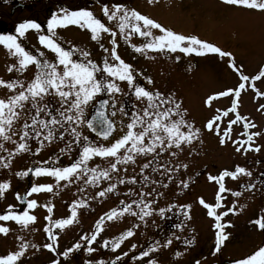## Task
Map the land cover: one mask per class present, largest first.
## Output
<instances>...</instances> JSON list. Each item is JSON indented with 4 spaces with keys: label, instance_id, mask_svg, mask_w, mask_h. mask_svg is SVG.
<instances>
[{
    "label": "rangeland",
    "instance_id": "1",
    "mask_svg": "<svg viewBox=\"0 0 264 264\" xmlns=\"http://www.w3.org/2000/svg\"><path fill=\"white\" fill-rule=\"evenodd\" d=\"M12 1V0H11ZM26 3V8L22 12H17L8 21L11 28L7 29V33L15 34L16 26L26 20H35L46 28L48 14L56 11L62 6L70 9L89 8L94 13L106 21L103 17L102 7L104 4L111 6L113 3H125L130 7L136 8L142 14L157 20L162 25L169 27L183 34H194L201 39L214 43L222 50L229 51L233 54L238 66H242L244 74L253 76L259 73L264 67V11L247 9L240 6H232L224 3V0H21ZM8 2V3H7ZM10 0H1L0 18L8 17ZM139 7V8H138ZM142 7V8H141ZM141 8V9H140ZM11 16V15H10ZM9 16V17H10ZM51 14L49 15L50 18ZM110 26L115 25V21L107 22ZM158 33V30H154ZM58 34L64 39L65 46L67 42L86 48L92 53V59L101 62L103 55L99 45L91 41L90 33L87 30H81L76 26H69L67 29L58 30ZM26 48L35 50L41 47L38 44V34L35 30H29L26 37L22 38V42ZM109 36L105 34L102 41L106 47L109 46ZM144 42V38L133 36L130 43H125L122 38L118 37V52L122 58L133 64L137 73V82L144 84L150 89H158L165 94H172L182 103L183 109L187 110L186 118L193 122L196 127L201 128L199 139L194 140L191 145L184 144L182 150L172 149L162 153L159 162L167 164L170 168L175 169L176 165L187 164L188 168L181 167L178 171H172L165 176H161L160 172H151V168L145 170V174H149L153 180H159L158 184H149L145 191L157 188L162 196L153 193L157 203L156 207H167L173 203L177 205L190 204V219L180 213L176 208L168 212L165 217L153 214L152 217L146 218L147 224L139 221L138 217L130 214H124L119 218L111 221L105 220L104 231L97 238L92 246L102 245L103 239H111L118 236L122 231L127 230L133 224H139L140 227L134 229L135 235L128 238L121 244L119 249L113 251L108 248L109 256L114 260L116 255L128 252L127 257H122L117 264H140V261L134 257H139V252L146 250L153 241L159 240L162 247L151 253L149 257L143 258L145 264L148 259H155L157 264H196L194 255L186 252H179L176 245H209L208 252L213 247L216 240V231L214 228V219L206 216L207 210L199 203V199L203 198L206 202H214L215 194L218 191V185L214 181L208 180V175H217L224 169L234 170L236 165L246 167L253 173L252 177L239 176L235 180L225 178V186L232 191H239V197L232 196L231 192L222 195L226 197L224 207L218 209L226 211L233 204L236 205L235 214L229 213L223 218L222 222H230V226L226 227L225 232L228 235L223 245H264V230L258 228L253 223L254 220L264 215V108L260 105L264 104V95H257V89L264 92V83L261 81L254 82L256 88L251 87V83L246 84L245 89L241 90V96L238 98L237 112L247 118L255 128L248 129L249 132H260L261 135L254 138L255 145L260 146V151L249 150L247 153L241 149L236 151V146L231 140L225 144L220 143V137L215 131H209L205 125L213 116H220L218 123L221 129L227 127L230 120H234L236 113L229 112L228 116L223 113L231 108V102L235 98L232 94L227 97H217L211 105L206 103L207 97L220 91H226L229 88L238 87L240 80L239 74L235 72L228 63L229 57H220L219 54L209 53L206 55H185L183 53H154L149 52L147 56L136 53L131 43L137 45ZM43 50V49H42ZM7 54V55H6ZM51 58L54 54L47 52ZM176 55L180 59H175ZM10 56V57H9ZM155 57L154 59L152 57ZM9 57V58H8ZM8 62H14L6 48L0 45V73L1 78L5 80L10 76L16 77V73H8ZM11 63V64H12ZM35 72L34 66H30L24 73V78H31ZM145 77H151L152 85H147ZM264 80V78H262ZM126 92L128 86L126 82H119ZM3 88V87H0ZM101 96H106L101 94ZM107 97V96H106ZM129 114L134 110V105L140 106L139 102L131 92L127 96L118 94ZM117 121L123 119L118 113L115 117ZM127 121V117L124 118ZM25 121L24 116L15 122V128L19 132ZM30 123V121H29ZM244 121H239L233 125L232 139H246L241 133ZM85 135H89L90 139L101 142L102 140L89 133L86 127L81 129ZM122 133L118 130L113 138H118ZM66 134V139H67ZM103 141L104 143L112 142ZM18 142V136L13 137ZM4 143L5 148L0 149V183L9 182L10 188L6 189L3 196L0 197V214L4 213L9 205H13L15 210L21 209L16 196L17 193H24L29 190L33 183H51L56 184L55 178L42 175L40 177L29 173L28 176H17L16 173L25 171L29 167L40 166L45 160L49 161L50 166L55 157L60 156L57 166H67L75 158L79 151L78 146H73L70 154L60 155V149L64 147L65 141H54L52 143L45 142L40 152H36L39 142L30 140L29 152H15V146L12 141H0ZM171 151H176V156L171 155ZM9 152L12 153L9 167H3V164L9 160ZM152 155L148 157H137L135 164H128L130 173L120 169L119 173H113L112 179L103 180L98 186L85 188L83 192L78 191L83 187V181L76 184L66 185V182H60V187H54L52 192L42 190L33 193L28 199L37 200V206L30 209L29 212L37 217L36 222L27 228H22L20 224L14 221L0 222L10 228L7 235L0 234V255H5L9 251L18 250L19 244L22 242L17 237L22 236L24 241L30 244H36L38 247L26 251L22 257L20 264H42L41 261L48 263L45 252L42 251L45 243L51 242L48 234L44 231L45 227L50 225V221L46 217L51 216L53 220L68 218L71 215V205L74 200H85L86 206L77 208L76 220L65 226L63 229H55L57 236L62 234V240L57 239V245H64L65 249L71 247L80 240V237L94 230L95 221L99 219L105 212L113 207L120 208L121 200L130 202L132 199H139L138 193L144 185L139 182L140 167L147 160H151ZM155 161L153 166H155ZM100 164L102 167L107 166V161L99 157L90 161V166ZM125 165H120L123 167ZM127 168V169H128ZM160 171H163L161 169ZM136 175L138 183L117 184V189L112 193H108L104 197L96 196L100 190L107 188L109 183H116L118 177H131ZM167 176H172V180H168ZM181 180L188 181V187L184 188L180 183ZM254 183L253 189L241 187L242 184ZM167 184L164 188L161 185ZM134 190L132 196H126L129 188ZM23 195V194H22ZM95 196V199L89 197ZM149 197V199L153 198ZM53 206V212L48 213L45 205ZM27 208V207H26ZM24 208V209H26ZM135 208V205H133ZM217 210V211H218ZM200 216H203L201 218ZM42 218V219H41ZM155 221V224H153ZM202 221V222H201ZM183 222V229L176 228V224ZM44 232V233H43ZM37 233V235H36ZM175 233L176 239L173 237ZM172 238L173 243L167 247H163L167 238ZM58 238V237H57ZM187 240H192L191 244H187ZM137 244V248H131V245ZM79 251L84 252L87 244ZM42 252V253H41ZM86 259L95 261L98 257L94 254L88 255ZM83 255V254H82ZM95 256V257H94ZM237 255L235 256V258ZM81 258V257H80ZM200 264H212V259L199 261ZM88 263V262H87Z\"/></svg>",
    "mask_w": 264,
    "mask_h": 264
},
{
    "label": "snow or ice",
    "instance_id": "2",
    "mask_svg": "<svg viewBox=\"0 0 264 264\" xmlns=\"http://www.w3.org/2000/svg\"><path fill=\"white\" fill-rule=\"evenodd\" d=\"M224 3L232 6H240L252 10L264 11V0H224ZM103 17L106 21L98 17L93 10L83 7L70 9L66 6L58 8L52 12L50 18L46 21V28L35 20H26L19 23L15 28V34L0 33V45L7 49L14 62L7 66V72H15V78L5 80L0 78V87H4L11 92V95L0 98V141H12L15 146V152H29L30 140L39 142L36 152H40L45 142L65 141L64 147L61 148L60 155L70 154L73 146L79 148L77 158L67 166H57L60 156L50 166L49 161L45 160L40 166L35 168L29 167L25 171L17 172V176H28L32 173L36 177L47 175L55 178L56 184L42 183L31 186L26 195L21 196L17 193V200L27 204V208L22 212L15 211L13 205H9L4 214H0V222L14 221L21 225L22 228L29 227L36 222L37 217L30 214L29 210L37 206V200L28 199L33 193L46 190L52 192L54 187H60V182H66V185L76 184L83 181V187L78 191L83 192L89 185L98 186L103 180H111L113 173L120 172V165L135 164L137 157H148L152 155L151 160L143 163L140 167V181L144 187L136 193L139 199H132L130 202L120 201L123 207H113L105 212L95 221L94 230L80 237V240L68 247L60 256L68 258L74 250H80L87 244L86 251L91 254L96 251L92 246L97 242V238L104 231V223L114 218L130 214L138 217L139 221L147 224L146 218L158 214L165 217L166 214L176 208L186 219H190V204H173L167 207H156L157 196H162L157 188L153 187L145 191L149 184H158L159 180H153L145 170L151 168V172H160L165 176L172 171H178L181 167L188 168L187 164L176 165V168H170L165 163H160L159 158L162 153L170 150H182L184 144L191 145L194 140L199 139L201 128L196 127L193 122L186 118L187 110L183 109L182 103L174 95L165 94L158 89H150L144 84L137 82V73L133 64L126 62L118 52V37L122 38L125 43H130L133 36L144 38V42L137 45L131 43L132 49L136 53L147 56L149 52L154 53H183L185 55H206L209 53L219 54L220 57H229V66L239 74L240 83L238 87L229 88L226 91H220L207 97L206 103L211 105L217 97H227L232 94L235 98L231 102V108L224 112L228 116L229 112L236 113L235 119L230 120L227 127L221 129L218 121L220 116H213L205 125L209 131H215L220 137V143L225 144L228 140L236 146V151L241 149L247 153L249 150L259 152L260 146L255 145L254 138L261 135L260 132H249L248 129L256 126L237 112L238 98L241 96V90L245 89L246 84L251 83L252 88H256L254 82L261 81L264 83V67L259 70L257 75L249 76L244 74L242 66H238L233 54L229 51L222 50L212 42L201 39L194 34H183L159 23L157 20L142 14L134 7L125 3H113L111 6L104 4L102 7ZM115 21L114 26L107 22ZM69 26H76L81 30H87L90 33L91 41L96 42L103 55L101 62L92 59V53L84 47L77 46L67 42L65 46L64 39L58 34V30L67 29ZM29 30H35L38 34V44L41 47L30 50L25 47L22 38L26 37ZM154 30H158L157 34ZM105 34L109 36V46L106 47L102 42ZM43 49V50H42ZM47 52L54 54L51 58ZM155 58L154 56L152 57ZM175 59L179 60L180 56L176 55ZM30 66H34L35 72L31 78H24V73ZM147 85L154 82L151 77H145ZM119 82H126L128 92L124 90ZM129 92L139 102L140 106L134 105V110L129 114L118 94L127 96ZM101 94L106 95L107 99H99ZM257 95H264L257 89ZM264 108V104L260 105ZM95 108L94 114L90 109ZM127 117V121L114 119L117 114ZM25 121L22 129L18 132L15 128V122L21 116ZM90 117V118H89ZM30 121V123H29ZM239 121H244L241 133L246 139H232L233 125ZM83 127L90 129L97 137L102 138L101 142L90 139L81 130ZM120 131L122 134L118 138H113L114 133ZM67 134V139H66ZM18 136V142L13 140ZM112 142L104 143L103 141ZM0 149L5 148L4 143H0ZM176 151H171L172 156H176ZM12 153L9 152V160L3 164L7 168L10 164ZM99 157L107 161V166L102 167L100 164L90 166V161ZM0 160H4L0 157ZM155 166H153V162ZM163 169V171H160ZM127 172V168L124 169ZM252 177L253 173L246 167L236 165L234 170L224 169L217 175H208V180L216 182L218 191L215 194L214 202H206L203 198L199 203L207 210V215L214 218V228L216 231V251L219 252L221 245L227 240L228 235L225 232L230 222H222L223 218L229 213L235 214L236 205L228 207L226 211L218 212V209L224 207L226 197L222 194L231 192L232 196L239 197L241 192L232 191L225 186V178L235 180L239 176ZM172 180V176H167ZM138 183L136 175L131 177H118L116 183H109L107 188L100 190L96 196L104 197L117 189V184ZM180 183L184 188L188 187V181L181 180ZM167 188V184L161 185ZM241 187L253 189L254 183L242 184ZM10 188L9 182L0 183V197L3 196L6 189ZM134 190L130 187L126 196H132ZM149 197H153L149 199ZM95 199V196L89 197ZM86 201L74 200L71 205V215L68 218L55 219L51 216L46 217L50 225L45 227L44 231L48 234L51 241L43 245L44 248L52 252H57V234L55 229H63L65 226L72 224L78 215L77 208L86 206ZM135 205V208H133ZM48 213L53 212V206L46 204ZM259 229L264 230V215L253 221ZM155 224V221H153ZM139 224H133L127 230L122 231L118 236L111 239H103L102 247L109 248L113 251L119 249L121 244L128 238L135 235L134 229L139 228ZM183 222L176 224V228L183 229ZM10 228L0 223V234L7 235ZM176 237L175 233L172 234ZM22 242L18 250L9 251L5 255H0V264H20L22 257L25 256L29 247L36 248L38 245L30 244L24 241L22 236L17 237ZM192 240H187L191 244ZM173 243V239L167 238L163 247ZM162 247L159 240L153 241L146 250L139 252V257H134L140 264H145L143 258L149 257ZM131 248L136 249L137 244L133 243ZM180 252H176L179 257ZM128 252L116 255L111 262L99 259L97 261L89 260L88 264H117L122 257H127ZM51 264H61L59 259H53ZM146 264H157L155 259H148ZM196 264H200L196 261ZM234 264H264V246L259 247L254 253L235 260Z\"/></svg>",
    "mask_w": 264,
    "mask_h": 264
},
{
    "label": "flooded vegetation",
    "instance_id": "3",
    "mask_svg": "<svg viewBox=\"0 0 264 264\" xmlns=\"http://www.w3.org/2000/svg\"><path fill=\"white\" fill-rule=\"evenodd\" d=\"M10 2H11L10 3L11 7L8 10L9 14H8L7 19L4 16H2L0 18V33H3V34H8L7 29L11 28V23L8 20L12 16L16 15L17 12H22L26 8L25 7L26 3L21 1V0H12V1L10 0ZM23 43H24V41H23ZM11 63L12 62H8V66ZM0 78H1V73H0ZM10 78H14V77L10 76L9 79ZM8 95H11V92L8 89H6L4 87L0 88V98H5ZM101 98L107 99L108 97L100 96V97H98V100ZM124 118L125 117H123V119ZM128 167H129V165H125L123 167H120V169H123V171H124V169L128 168ZM130 169H131V167L127 169L128 173L131 172ZM27 191L28 190H26L24 193H26ZM24 193H21L20 195H22ZM20 207H21L20 210L16 209L15 211L22 212L24 210V208L27 207V204H25L23 206H19V208ZM1 214H4V213H1ZM200 217L203 218V216H200ZM206 217L208 219L209 216H206ZM36 235H37V233H36ZM57 237H58L57 238L58 240L63 239L62 234L58 235ZM215 243L209 252L207 251L209 248V245H194L195 243H192V245H176V246H177V249L179 252H186V253L190 252L191 254H193L194 258L197 261L207 260L208 258H211L213 261L212 264H234L235 260L240 259V258H245L246 256H248V255L254 253L256 250H258L259 247L264 246V245H242V244L241 245H223L222 244L220 251L217 252L216 247H215ZM94 248L96 249V251L91 253V254H94L95 256H97L98 260L104 259L105 261H108V262L113 261V259L109 256L108 248H103L102 245H95ZM65 250L66 249H65L64 245H57V252H55V253L48 250L47 248H44V247L42 249V251L45 252V255L47 256L46 257V259H48L47 264H51L53 259H59L61 261V264H88L87 263L88 260L86 259L87 257H86L85 249H83L84 252H82V251L80 252L79 250H74V252L71 253L68 258H64V257L59 255V253H62ZM87 254L90 255L89 253H87ZM236 255H237V257L235 258ZM95 261H97V260H95ZM41 262H42V264H45V261H41Z\"/></svg>",
    "mask_w": 264,
    "mask_h": 264
},
{
    "label": "water",
    "instance_id": "4",
    "mask_svg": "<svg viewBox=\"0 0 264 264\" xmlns=\"http://www.w3.org/2000/svg\"><path fill=\"white\" fill-rule=\"evenodd\" d=\"M94 112H95V108H93V110H92V113H91V114H94ZM89 118H90V117H89ZM24 195H26V194H24ZM24 195H23V196H24ZM20 203H21V204H25V203H22L21 201H20Z\"/></svg>",
    "mask_w": 264,
    "mask_h": 264
}]
</instances>
